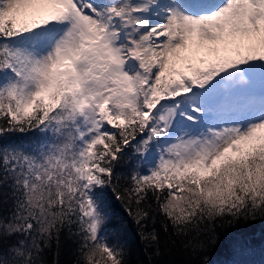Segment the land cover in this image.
I'll return each mask as SVG.
<instances>
[{"label": "snow or ice", "instance_id": "6c2138e0", "mask_svg": "<svg viewBox=\"0 0 264 264\" xmlns=\"http://www.w3.org/2000/svg\"><path fill=\"white\" fill-rule=\"evenodd\" d=\"M113 202L156 256L252 247L264 0H0V264H130Z\"/></svg>", "mask_w": 264, "mask_h": 264}, {"label": "trees", "instance_id": "16d2710c", "mask_svg": "<svg viewBox=\"0 0 264 264\" xmlns=\"http://www.w3.org/2000/svg\"><path fill=\"white\" fill-rule=\"evenodd\" d=\"M113 203L115 205L113 210L116 212V218L120 219L123 217L124 219V243L128 249L130 264H186L187 261L195 259L194 256L171 251L162 256L154 255L152 250L140 239V230L136 224L124 214L122 207L117 202ZM237 240L240 244L247 243L252 247L243 252L238 249L234 254L225 251L223 247L210 249L209 255L213 264H230L232 261L247 262L264 259V225H257L252 234L237 236ZM251 253L252 256L241 259L248 254L251 255ZM45 260L46 264H75L76 244L69 239L66 232L61 237L58 254L56 247L53 246L45 254Z\"/></svg>", "mask_w": 264, "mask_h": 264}, {"label": "rangeland", "instance_id": "374dc122", "mask_svg": "<svg viewBox=\"0 0 264 264\" xmlns=\"http://www.w3.org/2000/svg\"><path fill=\"white\" fill-rule=\"evenodd\" d=\"M250 256H252V253H251V255L248 254L246 257H242L241 259H245V258L250 257Z\"/></svg>", "mask_w": 264, "mask_h": 264}]
</instances>
